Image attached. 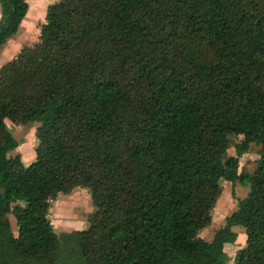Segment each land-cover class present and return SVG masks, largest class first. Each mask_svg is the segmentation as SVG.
Here are the masks:
<instances>
[{"label": "trees", "instance_id": "obj_1", "mask_svg": "<svg viewBox=\"0 0 264 264\" xmlns=\"http://www.w3.org/2000/svg\"><path fill=\"white\" fill-rule=\"evenodd\" d=\"M28 8L0 0V48ZM6 120L38 122L28 165ZM220 180L249 190L206 241ZM75 187L95 211L62 254L50 200ZM235 226L234 264H264V0L48 4L0 66V264H224Z\"/></svg>", "mask_w": 264, "mask_h": 264}, {"label": "rangeland", "instance_id": "obj_2", "mask_svg": "<svg viewBox=\"0 0 264 264\" xmlns=\"http://www.w3.org/2000/svg\"><path fill=\"white\" fill-rule=\"evenodd\" d=\"M58 0H27L29 8L24 20L21 22L18 31L0 48V66L14 58L16 54L27 46H32L39 40L40 26L44 22L46 6ZM6 124L19 145L8 155L20 154L23 162L29 164L34 160V146L36 137L34 131L38 122H27L26 124H14L6 120ZM231 146L227 150L228 155H236L233 144L239 142L242 136L229 137ZM260 156V145L251 144L248 151L239 156L238 170L252 174L256 168L257 159ZM221 191L213 207L212 222L199 232V236L210 241L216 230L225 222V216L230 214L237 205L239 199L248 193V186H242L238 181L231 183L220 180ZM95 211L91 194L87 188L75 187L67 193H59L57 197L50 200L48 218L51 221L54 231L60 236L61 252L64 254L68 248L61 234L76 229H85L88 226V218ZM11 228L16 234L14 218L8 214ZM237 238L233 243H226L224 251L228 258L224 264H234L233 256L236 246H243L245 239L244 230L237 226ZM243 234V235H242Z\"/></svg>", "mask_w": 264, "mask_h": 264}, {"label": "crops", "instance_id": "obj_3", "mask_svg": "<svg viewBox=\"0 0 264 264\" xmlns=\"http://www.w3.org/2000/svg\"><path fill=\"white\" fill-rule=\"evenodd\" d=\"M34 155H35V154H34ZM233 229L237 231V226H235ZM242 235H243V234H242ZM245 237H246V236L244 235L242 240H244V239H245ZM239 247H241V246H239ZM239 247H238V246H236V249H237V248H239Z\"/></svg>", "mask_w": 264, "mask_h": 264}]
</instances>
